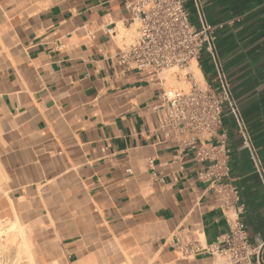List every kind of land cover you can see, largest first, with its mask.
Wrapping results in <instances>:
<instances>
[{"label":"crops","instance_id":"obj_1","mask_svg":"<svg viewBox=\"0 0 264 264\" xmlns=\"http://www.w3.org/2000/svg\"><path fill=\"white\" fill-rule=\"evenodd\" d=\"M134 1L0 0V220L27 231L26 264H224L174 239L216 243L242 204L264 263V0H185L195 25L199 7L222 26L218 64L204 54L199 70L222 72L251 143L224 120L223 182L240 196L228 211L203 177L211 163L162 127L164 75L119 62Z\"/></svg>","mask_w":264,"mask_h":264},{"label":"built area","instance_id":"obj_2","mask_svg":"<svg viewBox=\"0 0 264 264\" xmlns=\"http://www.w3.org/2000/svg\"><path fill=\"white\" fill-rule=\"evenodd\" d=\"M125 9L130 16L126 31L134 30L135 37L120 52L122 66L156 76L176 70L174 75L179 77V72L190 69L194 62L199 68L204 54L216 62V33L222 26L207 22L199 7L197 25L191 20L185 0H135ZM218 71L217 80L211 83L204 79L201 82L192 71L187 72L190 88L162 89L159 108L167 113L162 127L173 133L179 145L194 149L199 162L211 163L203 177L210 180V188L228 211L240 203V196L234 187L223 182L229 170L224 120L232 116L244 144L251 149V143L230 88L219 68ZM211 141L215 143L207 145ZM243 212L244 205L239 204L230 232L216 243L202 247L198 242H184L176 237L175 249L184 257L205 251L224 260V264H264L263 246L250 242L241 218Z\"/></svg>","mask_w":264,"mask_h":264},{"label":"bare ground","instance_id":"obj_3","mask_svg":"<svg viewBox=\"0 0 264 264\" xmlns=\"http://www.w3.org/2000/svg\"><path fill=\"white\" fill-rule=\"evenodd\" d=\"M190 70L202 78L195 62L192 63ZM11 236H13L12 239H15V242L10 239ZM30 248L31 243L25 228L21 227L16 221H0V264H26L25 259L30 260L31 258Z\"/></svg>","mask_w":264,"mask_h":264},{"label":"rangeland","instance_id":"obj_4","mask_svg":"<svg viewBox=\"0 0 264 264\" xmlns=\"http://www.w3.org/2000/svg\"><path fill=\"white\" fill-rule=\"evenodd\" d=\"M121 37H127L128 40H131L135 37V31L134 30H131V31H121ZM204 66L206 67L207 65H209L210 63V60L209 59H204ZM174 71H170V72H167L164 74V77L165 79L167 80V84H168V88H179V89H188L190 88V85L188 83V79H186L185 75L187 74V72L191 71L190 69L188 70H185L183 72H179V77H176L174 75ZM196 77V79H199L201 80V82L203 81L202 79L203 78H200L199 76H197L196 74H194ZM3 184H4V181H3V178H2V175L0 173V190L2 189L3 187ZM2 221V220H0ZM13 236H11V240L14 241L15 239H12ZM15 238V237H14ZM15 242V241H14ZM31 249V252H32V247L30 248ZM26 261H29V259H25Z\"/></svg>","mask_w":264,"mask_h":264}]
</instances>
